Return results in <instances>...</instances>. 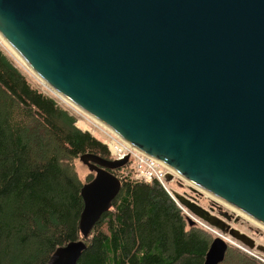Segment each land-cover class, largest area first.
<instances>
[{"label": "water", "instance_id": "obj_1", "mask_svg": "<svg viewBox=\"0 0 264 264\" xmlns=\"http://www.w3.org/2000/svg\"><path fill=\"white\" fill-rule=\"evenodd\" d=\"M0 34L54 92L188 180L190 197L264 225V0H0ZM128 159L81 157L95 173L81 190L84 237ZM176 197L232 239L216 236L205 264L233 239L264 252L225 220L238 213ZM85 248L70 242L50 264H78Z\"/></svg>", "mask_w": 264, "mask_h": 264}, {"label": "trees", "instance_id": "obj_2", "mask_svg": "<svg viewBox=\"0 0 264 264\" xmlns=\"http://www.w3.org/2000/svg\"><path fill=\"white\" fill-rule=\"evenodd\" d=\"M76 121L0 47V264H50L78 240L86 244L78 264H205L216 236L189 220L159 182L135 179L130 165L112 170L121 190L82 235L81 190L94 174L83 180L76 162L84 156L103 166L113 157ZM220 264L264 262L229 245Z\"/></svg>", "mask_w": 264, "mask_h": 264}, {"label": "built area", "instance_id": "obj_3", "mask_svg": "<svg viewBox=\"0 0 264 264\" xmlns=\"http://www.w3.org/2000/svg\"><path fill=\"white\" fill-rule=\"evenodd\" d=\"M0 36L2 37L1 34ZM80 112L82 113L84 119L77 118L76 126L81 130L87 131L93 136L100 138L102 142L108 147L114 159L122 160L128 156V165L131 166L135 179L146 183H152L154 181L159 182L160 185L177 203V205L183 210L184 214L189 220L195 223H201L206 227H210L211 229L213 228L204 220H202L190 210H188L176 197V193H178V191L176 190L175 185L179 184L180 186L184 188L188 187L189 189L190 186L193 185L188 180L181 177L178 173H176L172 168L167 166L162 161L156 159L152 155L125 141L110 127L106 126L93 116L89 115L88 113H85L82 110H80ZM81 122L83 123V127L80 126ZM169 174L173 176L172 179H168ZM199 191L201 192L202 190L199 189ZM181 194L199 204H201V197L206 196L204 192V194H202L203 196H198L199 200H195L194 198L188 195L189 193L187 189Z\"/></svg>", "mask_w": 264, "mask_h": 264}, {"label": "rangeland", "instance_id": "obj_4", "mask_svg": "<svg viewBox=\"0 0 264 264\" xmlns=\"http://www.w3.org/2000/svg\"><path fill=\"white\" fill-rule=\"evenodd\" d=\"M2 42V43H1ZM0 47L15 61V63L29 76L30 80L32 81V83L39 87L40 89H42L44 92L51 94L52 96H54L63 106H65L72 114H74L77 118L79 119H84L82 113L80 112V108H78L76 105H74L73 103L67 101L64 97L60 96L59 94H57L56 92H54L39 76H37L33 70L22 60L20 59V57H18L15 52H13L8 45L5 43L4 39H2V37L0 36ZM83 111V110H82ZM86 113V112H85ZM80 126L83 127V123H80ZM79 174L81 176V178L83 180H86L87 177L95 174L94 172L91 171L90 167L85 164L84 162H82L80 159L77 160L76 162ZM123 171H128L130 169V166H126L123 168ZM188 184V183H187ZM176 190L180 193L185 192V190H188L187 188H184L182 186L175 185ZM206 196L201 197V203L202 205H204L205 207H210L212 201H216L219 205L222 206L223 210L226 211L228 210L229 212L235 214L236 216L239 214H237V212H235L234 210L231 209V207L227 206L226 204L220 202L219 200L217 201V199H215L214 197H212L211 195L205 193ZM209 196V197H208ZM239 219L236 221L235 218L232 219L230 221V224L233 227H236L240 230H242L243 232L249 234L250 236L254 237L257 241L258 245H264V227L258 225L256 222H254L252 219H250L247 215H242L239 214ZM196 225L205 228L206 230H208L209 232L213 233L214 236H218L217 233L220 234V236H224L229 238V236L225 235V233H223L222 231H220L217 228H210V227H206L201 223H196ZM217 232V233H216ZM234 242H230V245L232 246H236L239 247L247 252H249L250 254H253L254 256L258 257L260 260L264 261V252L258 251V250H250L248 249V247H246L245 245H243L240 242H237L233 239Z\"/></svg>", "mask_w": 264, "mask_h": 264}, {"label": "bare ground", "instance_id": "obj_5", "mask_svg": "<svg viewBox=\"0 0 264 264\" xmlns=\"http://www.w3.org/2000/svg\"><path fill=\"white\" fill-rule=\"evenodd\" d=\"M4 39V38H3ZM5 41V40H4ZM5 43L8 45V47L13 51V52H15L12 48H11V46L5 41ZM15 54H16V52H15ZM17 55V54H16ZM18 56V55H17ZM212 197H214L215 199H217V200H219L218 198H216L215 196H213V195H211ZM220 202H221V200H219ZM231 209L232 210H234L235 212H237V213H239V214H242V215H246V214H244V213H242V212H240V211H238V210H236L235 208H232L231 207ZM248 216V215H247ZM250 219H252L254 222H256L258 225H260V226H262V227H264V225H262L261 223H259V222H257L255 219H253L252 217H250V216H248ZM217 233V232H216ZM218 235H220L219 233H217ZM229 241V240H228ZM229 242H231V241H229Z\"/></svg>", "mask_w": 264, "mask_h": 264}, {"label": "flooded vegetation", "instance_id": "obj_6", "mask_svg": "<svg viewBox=\"0 0 264 264\" xmlns=\"http://www.w3.org/2000/svg\"><path fill=\"white\" fill-rule=\"evenodd\" d=\"M215 212H216V214L221 215V213H222V209H218V208H216ZM225 220H226L228 223H230V221H228L227 219H225Z\"/></svg>", "mask_w": 264, "mask_h": 264}]
</instances>
